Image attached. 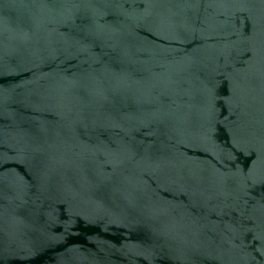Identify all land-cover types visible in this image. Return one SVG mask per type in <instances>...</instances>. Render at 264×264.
Wrapping results in <instances>:
<instances>
[{"label":"water","instance_id":"obj_1","mask_svg":"<svg viewBox=\"0 0 264 264\" xmlns=\"http://www.w3.org/2000/svg\"><path fill=\"white\" fill-rule=\"evenodd\" d=\"M0 264H264V0H0Z\"/></svg>","mask_w":264,"mask_h":264}]
</instances>
